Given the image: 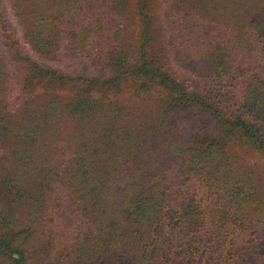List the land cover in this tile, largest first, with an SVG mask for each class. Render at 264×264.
Masks as SVG:
<instances>
[{"label":"trees","instance_id":"trees-1","mask_svg":"<svg viewBox=\"0 0 264 264\" xmlns=\"http://www.w3.org/2000/svg\"><path fill=\"white\" fill-rule=\"evenodd\" d=\"M162 1L9 0L0 264H236L264 246L248 162L264 160V0ZM67 56L100 73L42 63Z\"/></svg>","mask_w":264,"mask_h":264},{"label":"rangeland","instance_id":"rangeland-1","mask_svg":"<svg viewBox=\"0 0 264 264\" xmlns=\"http://www.w3.org/2000/svg\"><path fill=\"white\" fill-rule=\"evenodd\" d=\"M159 4L160 12L162 13L165 10L166 4L162 0H160ZM20 38L21 28L12 13L9 0H0V58L4 59L9 75H15L17 69L20 68L16 56L10 49V44L19 41ZM42 63L65 72L86 75H98L100 73L98 70L94 69L88 61L78 58L77 56L59 57L57 61H42ZM171 64L172 68L181 71L183 80H189L192 86L198 85V79L192 78L187 71L181 70L178 66H175L173 62H171ZM11 78L13 77L11 76ZM248 162L250 164L258 163L264 166V160L259 158L249 159ZM199 197H201V199L205 197L204 190L199 191ZM55 215L59 219L57 222V225H59L60 221L63 222L68 216L66 205H62L60 209L55 212ZM262 227H264V220ZM192 261V258L187 257L178 260L177 263L193 264ZM236 264H264V246L248 252L245 256L237 260Z\"/></svg>","mask_w":264,"mask_h":264}]
</instances>
